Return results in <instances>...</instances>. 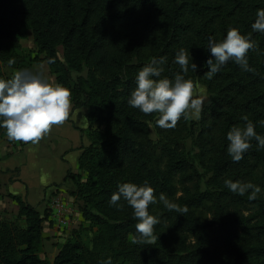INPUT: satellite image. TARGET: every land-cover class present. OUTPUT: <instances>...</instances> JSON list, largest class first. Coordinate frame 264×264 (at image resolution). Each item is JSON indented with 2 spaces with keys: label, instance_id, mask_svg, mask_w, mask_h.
I'll list each match as a JSON object with an SVG mask.
<instances>
[{
  "label": "trees",
  "instance_id": "1",
  "mask_svg": "<svg viewBox=\"0 0 264 264\" xmlns=\"http://www.w3.org/2000/svg\"><path fill=\"white\" fill-rule=\"evenodd\" d=\"M260 8L264 0H0V78L45 62L55 82L70 89L72 111L89 109L90 140L72 175V193L84 203L88 226L73 230L50 261L39 255L47 211L41 215L12 196L18 212L0 219V264H99L109 256L113 264H264V150L257 151L253 141L239 162L227 153V133L242 126L245 116L264 135V125L257 123L264 121V33L251 28ZM231 27L252 33V70L229 60L208 79V38L222 39ZM27 30L35 55L21 45ZM180 48L203 65L196 73L189 69L186 78L202 82L211 103L198 121L182 117L174 128H160L158 113L144 114L127 101L138 71L154 57L166 58L162 77L172 79L180 71L174 63ZM151 125L156 140L150 138ZM186 139L195 151L187 150ZM226 179L251 181L262 190L249 200L247 193L229 191ZM145 180L157 197L149 205L160 220L157 239L133 244V209L123 199L120 208L109 200L120 184ZM161 193L187 212L166 209ZM202 212L211 214L210 223ZM90 228L94 235L85 242L82 233Z\"/></svg>",
  "mask_w": 264,
  "mask_h": 264
},
{
  "label": "clouds",
  "instance_id": "2",
  "mask_svg": "<svg viewBox=\"0 0 264 264\" xmlns=\"http://www.w3.org/2000/svg\"><path fill=\"white\" fill-rule=\"evenodd\" d=\"M251 28L252 32L264 33V8L257 10ZM253 47L252 33L244 34L237 27L229 28L222 39L214 40L210 36L207 48L210 56L204 62L207 78L212 79L229 60L245 71H251L247 53ZM14 63V59L8 60L9 65ZM165 63V57H154L138 71L136 87L127 103L144 114L158 113L156 125L160 128H174L182 117L200 120L205 104L211 101L207 91L196 88L194 81L186 76L189 69L196 73L203 65H198L191 52L184 48L176 53L174 63L179 65L180 71L172 79L162 77ZM71 107L70 89L60 82L50 81L42 68L36 71L21 69L10 78H0V128L6 130L9 140L36 143L52 125L62 124L69 118ZM243 120L242 126H233L227 133V153L234 162L244 158L253 141L257 151L264 150V135L256 131V124L247 116ZM257 123L264 125V121ZM150 138L155 140V134ZM224 184L229 191L240 196L247 193L249 200L256 199L262 190L251 181L226 179ZM154 192L147 180L140 185L125 182L110 197V205L120 208L122 205L118 202L123 199L133 209V216L138 221L136 235L131 237L133 244L152 243L157 239L154 226L160 220L149 212V205L157 202ZM159 201L169 211L183 214L188 210L168 200L163 193L159 195ZM99 264H113L112 258L109 256Z\"/></svg>",
  "mask_w": 264,
  "mask_h": 264
},
{
  "label": "crops",
  "instance_id": "3",
  "mask_svg": "<svg viewBox=\"0 0 264 264\" xmlns=\"http://www.w3.org/2000/svg\"><path fill=\"white\" fill-rule=\"evenodd\" d=\"M88 112L87 108L71 109L66 121L52 125L36 143L0 137V219L16 217L18 203L12 196L28 202L41 215L47 211L43 244L50 235L61 234L49 219L54 198L68 206L72 229L81 224L88 226L82 217L84 203L72 193L76 189L72 175L79 172V155L90 143L85 130Z\"/></svg>",
  "mask_w": 264,
  "mask_h": 264
},
{
  "label": "rangeland",
  "instance_id": "4",
  "mask_svg": "<svg viewBox=\"0 0 264 264\" xmlns=\"http://www.w3.org/2000/svg\"><path fill=\"white\" fill-rule=\"evenodd\" d=\"M21 45H22V47L24 48V50L26 52H30L32 55L36 54L37 48H36V46H35V44L33 42V38H32L31 32L29 30H27V35L21 39ZM59 55L62 57V51L61 50H59ZM41 68L43 69L44 74L49 78V80L52 81V82H55V78H54V76H51L49 74L48 66H47V64L45 62L42 61V62L34 65L33 69H31V70L32 71H36V70H39ZM194 85H195L196 88H203V89L206 90L205 85L202 82H200L199 80H196L194 82ZM207 94H208V92H207ZM208 97H209V95H208ZM86 121H87V119H86ZM88 125L89 124H88V121H87L86 129H87ZM93 128H99V129L101 128V129H103V124L94 123L93 124ZM153 134H155V132H154V129H153L152 125H151V127H150V137ZM155 136H156V134H155ZM156 139H157V136H156ZM184 143H185V146H186L188 151H192V152L195 151V148L193 147L190 139H186L184 141ZM189 187L194 190L195 187H196V183L193 182L192 184L189 185ZM204 188H205L204 182L200 183V189L203 190ZM176 190H177V196H179L181 194L180 190H179V186H176ZM249 213H252V210H248L246 212V214H249ZM13 218L14 217H11L10 219H13ZM202 218H203L204 222L210 223L211 214L210 213L207 214L205 212H202ZM81 226H83V224L79 225L75 229H78ZM85 227H87V225ZM75 229L74 228L72 229L71 225L68 226V227H65L63 230L58 229V230H60L61 234L60 235L55 234L54 236L50 235L49 238H47V240L45 241V244H43V247H42L39 255L41 257H45V258L49 259L50 261H52L54 255H55V253L57 251L58 244L61 243L65 238L69 237L71 232L73 230H75ZM93 235H94V228H90L88 231L82 233V237L85 240V242H89Z\"/></svg>",
  "mask_w": 264,
  "mask_h": 264
},
{
  "label": "built area",
  "instance_id": "5",
  "mask_svg": "<svg viewBox=\"0 0 264 264\" xmlns=\"http://www.w3.org/2000/svg\"><path fill=\"white\" fill-rule=\"evenodd\" d=\"M68 211V206L63 200L54 198L50 203L49 219L58 229L63 230L70 226Z\"/></svg>",
  "mask_w": 264,
  "mask_h": 264
}]
</instances>
